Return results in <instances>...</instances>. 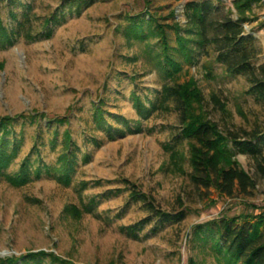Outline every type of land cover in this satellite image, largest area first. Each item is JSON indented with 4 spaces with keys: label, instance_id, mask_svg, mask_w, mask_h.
<instances>
[{
    "label": "rangeland",
    "instance_id": "374dc122",
    "mask_svg": "<svg viewBox=\"0 0 264 264\" xmlns=\"http://www.w3.org/2000/svg\"><path fill=\"white\" fill-rule=\"evenodd\" d=\"M186 1L0 0V19L15 32L0 41V119L16 118L10 139L19 145L0 171V264H188L191 256L220 264L194 242L195 227L264 212V174L253 158L236 155L254 186L229 197L192 183L188 142L178 143L193 121L263 129L264 106L246 96L248 78H231L204 57L189 64L173 50L182 68L167 75L159 36L130 40L123 33L134 19L152 16L185 26ZM224 1L216 16L232 11L237 19ZM247 16L260 66L264 0ZM165 31L176 48L174 31ZM165 84L184 89L185 116L173 104L153 107ZM24 162L27 183H10L7 174L19 176ZM131 184L162 211L185 210V219L160 227L130 199Z\"/></svg>",
    "mask_w": 264,
    "mask_h": 264
},
{
    "label": "trees",
    "instance_id": "16d2710c",
    "mask_svg": "<svg viewBox=\"0 0 264 264\" xmlns=\"http://www.w3.org/2000/svg\"><path fill=\"white\" fill-rule=\"evenodd\" d=\"M218 1V4L213 0L186 1L185 26L179 23L172 26L161 25L150 16L149 20L134 19L123 33L130 40L144 39L149 35L159 36L163 44V64L167 75H172L182 68L181 63L170 54L173 50L189 64L198 61V56L204 57L214 64L223 66L231 78L239 75L247 77L250 87L245 92L246 96L254 98L264 106V64L256 66L254 63L259 54L255 44L256 38L252 34H246L244 28V24L249 21L247 12L252 10L253 4L262 0H231L238 14L237 19L231 16L232 11L218 18L216 15L225 2ZM166 28L174 31L176 48L169 45ZM14 33L7 30L0 19V41L9 43ZM183 93L184 89L179 85L165 84L157 91V105L153 104V107L173 104L182 112V116H185L187 108ZM137 103H140V100H137ZM138 108L142 114L148 110L142 102ZM99 117H102L101 111L97 110L95 118ZM184 120L187 118L184 117ZM15 122L16 118L0 119V171H5L19 152L18 143L10 139L11 128ZM100 127H106V123L100 124ZM178 137V143L188 142L190 179L197 187L205 189L214 187L229 197L237 190L247 192L248 188L254 186V181L239 166L235 158L237 154L253 158L259 171L264 174V128L247 131L228 126L221 128L211 120L193 121L186 123ZM174 147L172 144L169 146L170 149ZM27 170L28 164L24 162L19 176L7 174L6 178L12 184L27 183ZM128 189L130 199L136 203H143L155 216L160 227L168 223H180L185 219V210L176 213L162 211L153 197L138 190L135 185L129 186ZM149 221L150 218H147L140 223V229ZM193 239L202 252L208 250L213 252L220 264H264V212L258 216L245 214L234 218L223 217L197 225ZM188 264L204 263L191 256Z\"/></svg>",
    "mask_w": 264,
    "mask_h": 264
}]
</instances>
